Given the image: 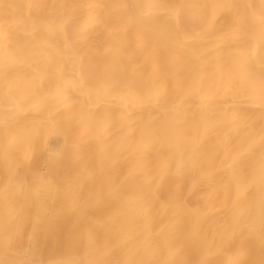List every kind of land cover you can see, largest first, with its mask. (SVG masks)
<instances>
[{"label":"bare ground","instance_id":"6f19581e","mask_svg":"<svg viewBox=\"0 0 264 264\" xmlns=\"http://www.w3.org/2000/svg\"><path fill=\"white\" fill-rule=\"evenodd\" d=\"M0 264H264V0H0Z\"/></svg>","mask_w":264,"mask_h":264}]
</instances>
